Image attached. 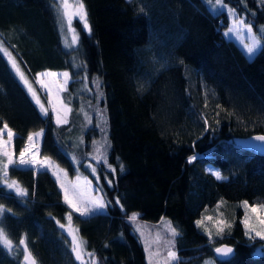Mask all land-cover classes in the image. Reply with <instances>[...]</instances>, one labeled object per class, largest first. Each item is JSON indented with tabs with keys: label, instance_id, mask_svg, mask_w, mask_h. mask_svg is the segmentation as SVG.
Here are the masks:
<instances>
[{
	"label": "trees",
	"instance_id": "1",
	"mask_svg": "<svg viewBox=\"0 0 264 264\" xmlns=\"http://www.w3.org/2000/svg\"><path fill=\"white\" fill-rule=\"evenodd\" d=\"M83 3L92 31L75 20L79 45L66 49L54 0H0V41L28 79L47 70L70 72L62 98L73 118L57 125L52 113L44 116L0 53V127L6 122L15 133L16 156L28 134L43 130L41 155L71 178L88 177L109 203L103 212L82 217L64 202L48 169L10 166V179L28 195L0 184L6 209L0 228L13 242L11 251L0 245V264H25L19 245L25 237L37 264H81L71 237L56 222L67 224L69 212L98 264H149L128 221L133 212L142 223L174 224L179 259L173 264H264V240L246 235L242 208V201L264 204V153L236 143L264 134V47L248 57L223 35L232 9L261 36L264 0H222L225 7L211 10L206 0ZM102 134L108 136L114 173L92 157ZM193 155L197 159L189 163ZM207 166L224 179L217 180ZM221 220L230 227L218 234ZM221 244L233 248L229 257L214 254ZM159 250L165 264L166 248Z\"/></svg>",
	"mask_w": 264,
	"mask_h": 264
},
{
	"label": "snow or ice",
	"instance_id": "2",
	"mask_svg": "<svg viewBox=\"0 0 264 264\" xmlns=\"http://www.w3.org/2000/svg\"><path fill=\"white\" fill-rule=\"evenodd\" d=\"M208 3L210 10L213 8H223L225 7L222 3V0H206ZM58 11L62 17V23H66L68 30L72 33L71 44H68L67 39L65 40V44L68 47L78 44V36L76 34L75 29L72 27L73 19H78L79 22L82 24V30L86 31L87 33H91V26L88 21V13L83 3V0H75V3H70L69 0H59ZM143 11V9H141ZM228 11L235 17L236 13L232 9H228ZM262 35L257 36L253 34L252 25L246 24L243 19H234L233 26L229 28L227 34H231L233 32L237 33L238 35L242 34V32H247L251 36V42L245 43L244 48L246 49V54L251 57L253 56L258 50L264 47V29L260 30ZM0 53H3L11 66V69L15 73V75L19 78V80L27 87L28 92L32 95L35 103L38 105L41 113L44 116H47L50 109L52 112L55 113L56 124H66L67 115L71 112V109L64 103V101L60 97V93L67 91V84L70 79V74L68 72L63 73H56L51 71L41 72L38 73L35 77V81L39 86L44 89L45 93L49 96L47 100V104L50 105V108L45 106V103L41 101L40 96L36 92L35 88L31 81H29L28 77L25 75L24 71L20 67L19 62L16 58L8 51V49L4 46V42L0 41ZM84 79H87L85 76ZM62 81V82H61ZM96 88L99 90L100 82L97 78L95 81ZM53 86L55 87V99L51 98V94L53 92ZM90 91V89H89ZM101 115H103L101 113ZM7 136V139H4V136ZM43 135V130L38 132H33L27 135L26 144L19 152L18 158L15 155L14 146H13V139L15 133L11 128H9L6 122L3 123V126L0 127V184L4 185L7 189L14 191L18 196H27L28 191L27 189L23 188L18 181L14 179H10L9 177V167H32L39 169H53L52 174L56 177L57 182L60 184V188L63 191L64 202L75 212L79 213L82 217H90L104 209L108 206V201L104 199L103 195H93L94 189L92 186V182L90 180L84 179V183H80V177H77L76 182H66L62 180V174L66 177V173L63 172L62 169H59L58 166H54L48 157H44L43 159H38L39 155V148L38 142L39 139ZM254 141L258 142L259 145H264V135H258L253 138ZM105 146L110 147L107 144V141L104 142ZM96 155L93 157L98 163H104L108 165V168L111 172H115L116 168L112 165L108 164L107 157L103 151H101V147L98 146L96 148ZM118 159V158H117ZM197 159V156L193 155L188 158V162L192 163ZM91 167L92 173H96V168ZM120 170L123 171V164L119 165ZM212 175L215 176L217 180L224 179L219 171L212 172ZM97 180L99 176H96ZM109 184L112 181H108ZM116 203L119 204V199L116 200ZM242 206L252 213L259 214V224L262 226L261 230H257L255 227L249 226V220L247 215L243 221L244 226L248 229V235L251 238L259 237L260 239L264 240V205L261 206H249L247 201H244ZM123 208V205H120ZM6 211L3 205H0V216ZM7 211H11L7 209ZM72 216L73 212H69L66 220L67 224H60L59 221H56L59 224L60 228L66 229L68 235L71 237L70 247L72 253L75 254V259L77 261H81V264H98V261L95 257L94 252H86L85 245L86 241H83L78 233L79 229L72 226ZM207 220H211V217H205ZM128 221L135 225V232L139 234L140 237H144L145 233L142 230V226L138 223L139 221V213L133 212L131 215L128 216ZM198 226L203 225L204 221L199 220L196 222ZM166 234H170V239L167 241L166 251H165V264H173V262L178 261L179 257L177 256L176 252L174 251V238L179 235L177 229L171 225V222H166ZM230 227V225H226L224 221L217 222V233H221L224 231V227ZM209 237L211 238L212 233L208 232ZM160 234L157 233L154 243L157 245L156 251H152L151 245L145 241V250L148 251L149 256V264H152L153 256H159V242H160ZM0 245H2L7 250L11 251L13 248V242L8 238V236L4 233L3 229L0 228ZM19 245L23 246L24 249V256L23 259L26 264H37V261L32 256V253L28 250L27 240L26 237L20 239ZM214 252L218 256L227 257L232 252L233 249L231 247L222 246L216 247ZM85 255L89 258L88 261H85ZM206 264H213L212 261H207Z\"/></svg>",
	"mask_w": 264,
	"mask_h": 264
},
{
	"label": "rangeland",
	"instance_id": "3",
	"mask_svg": "<svg viewBox=\"0 0 264 264\" xmlns=\"http://www.w3.org/2000/svg\"><path fill=\"white\" fill-rule=\"evenodd\" d=\"M70 3H75V0H69ZM58 6H59V0H54V9H55V12H56V16H57V20H58V24H59V29H60V32H61V35H62V39H63V45H64V48L66 49H71L72 47H77L79 45V38H80V34H79V31L78 29L76 28L74 22L75 20H78L76 18L73 19V24H72V27L75 29L76 31V34L78 36V44L77 45H73L71 47H68L66 46L65 44V40L67 39L68 41V44H71V39H72V33L68 30L67 28V25L66 23H62V17L58 11ZM228 10V9H227ZM228 14H229V17H230V22L228 24V27L226 29H224L223 31V35L226 39H230V40H233L234 42H236L239 47L244 51V53L246 54V49L244 48V44L245 43H250L251 42V36L247 33V32H242V34L238 35L237 33L233 32L231 34H227L228 33V30L229 28H231L233 26V20L234 19H242V18H239V17H234L229 11H228ZM248 24V23H246ZM253 34L254 31H253ZM9 52H11L10 50H8ZM11 54L13 55V53L11 52ZM14 56V55H13ZM246 56H248L246 54ZM15 57V56H14ZM249 57V56H248ZM252 57V56H251ZM16 58V57H15ZM17 60V59H16ZM72 63H76L77 62V57L76 56H73L72 59H71ZM75 65V64H74ZM47 71H51V72H56V73H63V72H68L70 74L69 71L67 70H60V71H55V70H47ZM46 72V71H45ZM30 81V80H29ZM71 81V74H70V79L68 81V84H67V87L69 85ZM32 82V81H31ZM62 82V81H61ZM33 84V87L35 88L36 92L38 93V95L40 96V99L42 102L45 103V106L49 107L50 108V105L47 104V100L49 99V96L45 93L44 89H42L39 84L36 83V81H33L32 82ZM43 95V96H42ZM60 97L61 99L63 100L62 98V92L60 93ZM51 98L54 100L55 99V87L53 86V92L51 94ZM64 101V100H63ZM64 103L69 107L70 105L67 104L65 101ZM50 113L53 114L54 118H55V113L51 111H49ZM72 116H71V112L68 113L67 115V121L70 122L72 121ZM56 120V118H55ZM75 124L77 126H81V122L80 121H76L75 119ZM4 139H7V136L5 134L4 136ZM107 141V144H108V136H106L105 134H102V137L98 138V139H95L94 141V146H95V149L92 153V157H94L97 153H96V148L98 146L101 147V151H103L107 157L108 153H107V148L108 146H105L104 145V142ZM40 144H41V138L39 139V142H38V148H39V155H38V159H43L44 157H48L51 161V163L54 165V166H58L59 169H62L64 173H66V177L63 176L62 174V180H65L66 182H76L77 181V177H80V183L83 184L84 183V179L86 178L87 180H90L88 177L86 176H81V175H77L73 178L69 177L68 175V172L66 171L65 168L61 167L56 161H54L51 157L49 156H42L41 155V152H40ZM19 156V155H18ZM18 156H16L18 158ZM89 167V166H88ZM36 169H39L38 166ZM51 173L53 172V169H48ZM207 170L210 171L211 173L214 172V171H218L216 168L214 167H210V166H207ZM55 177V176H54ZM56 178V177H55ZM91 181V180H90ZM92 182V181H91ZM59 183V182H58ZM60 186V184H59ZM92 186L94 189H97V191H94L93 192V195H102L101 192L98 190V188L95 186V184L92 182ZM244 201H242V204H243ZM249 206H261V205H264L262 203H255V204H250L248 203ZM243 210H244V216H243V221L245 219V216L247 215L248 217V220H249V226L250 227H255L257 230H261L262 226L259 224V214L258 213H252L250 211V209L246 210L243 206H242ZM105 210V209H104ZM104 210L100 211V212H103ZM166 222L168 221H165L163 222V224L161 225H153V224H149V223H142L140 220L138 221V223L142 226V230L144 231L145 235L144 237H140L141 239V242L143 243L144 247H145V241L148 242L149 245H151L152 247V251L155 252L156 251V244L154 243V240H155V237L157 235V233L160 234V237L162 239L165 238V242L164 243H160V247L159 249H165L166 246H167V241H169L171 239L170 237V234H166V227H167V224ZM172 226H174L173 223H171ZM73 226V225H72ZM243 226H244V223H243ZM74 227V226H73ZM66 230V229H65ZM244 230H245V233L246 235H248V229L245 228L244 226ZM67 231V230H66ZM139 235V234H138ZM249 236V235H248ZM161 239H160V242H161ZM260 248V247H258ZM262 248V246H261ZM161 251V250H159ZM148 253V251H147ZM148 256H149V253H148ZM85 261H88L89 258L85 255L84 257ZM153 264H164L163 263V259L160 258V255L159 256H153Z\"/></svg>",
	"mask_w": 264,
	"mask_h": 264
},
{
	"label": "water",
	"instance_id": "4",
	"mask_svg": "<svg viewBox=\"0 0 264 264\" xmlns=\"http://www.w3.org/2000/svg\"><path fill=\"white\" fill-rule=\"evenodd\" d=\"M258 135H264V134H254V135H250L248 137H245V138H239V139H236V143L240 146H243V147H246L248 149H251L255 152H259V153H264V145H259L258 142L254 141V137L258 136ZM222 246H227V247H231L230 245H227V244H221V245H218L217 247H222ZM216 248V247H215ZM214 248V249H215ZM232 248V247H231ZM233 249V248H232ZM257 252V251H256ZM233 253V252H232ZM231 253V254H232ZM25 254V253H24ZM214 254L216 255V257L220 258V259H223V258H226V257H223V256H218L215 252ZM230 254V255H231ZM229 255V256H230ZM227 256V257H229ZM24 260V259H23ZM24 263L26 264V262L24 261Z\"/></svg>",
	"mask_w": 264,
	"mask_h": 264
}]
</instances>
